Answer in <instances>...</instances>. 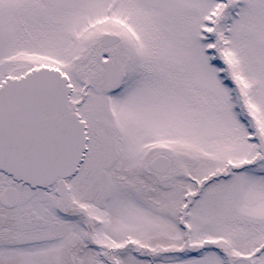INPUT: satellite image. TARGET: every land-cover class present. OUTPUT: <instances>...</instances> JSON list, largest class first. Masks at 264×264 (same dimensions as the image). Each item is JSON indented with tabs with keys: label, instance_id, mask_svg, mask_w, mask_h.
Returning a JSON list of instances; mask_svg holds the SVG:
<instances>
[{
	"label": "snow or ice",
	"instance_id": "1",
	"mask_svg": "<svg viewBox=\"0 0 264 264\" xmlns=\"http://www.w3.org/2000/svg\"><path fill=\"white\" fill-rule=\"evenodd\" d=\"M0 264H264V0H0Z\"/></svg>",
	"mask_w": 264,
	"mask_h": 264
}]
</instances>
